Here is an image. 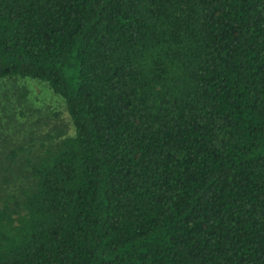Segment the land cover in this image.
Masks as SVG:
<instances>
[{"label": "trees", "instance_id": "1", "mask_svg": "<svg viewBox=\"0 0 264 264\" xmlns=\"http://www.w3.org/2000/svg\"><path fill=\"white\" fill-rule=\"evenodd\" d=\"M3 77L71 131L0 149V264H264V0H0Z\"/></svg>", "mask_w": 264, "mask_h": 264}, {"label": "rangeland", "instance_id": "2", "mask_svg": "<svg viewBox=\"0 0 264 264\" xmlns=\"http://www.w3.org/2000/svg\"><path fill=\"white\" fill-rule=\"evenodd\" d=\"M21 91L24 92L22 98ZM61 128L71 131L63 102L44 82L0 78V149L23 142L27 136L45 141V136ZM36 143L37 140L34 145Z\"/></svg>", "mask_w": 264, "mask_h": 264}]
</instances>
